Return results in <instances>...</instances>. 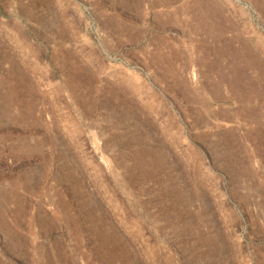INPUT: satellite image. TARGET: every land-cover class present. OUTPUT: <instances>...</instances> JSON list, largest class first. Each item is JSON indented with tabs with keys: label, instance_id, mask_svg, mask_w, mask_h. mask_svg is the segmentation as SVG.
<instances>
[{
	"label": "rangeland",
	"instance_id": "374dc122",
	"mask_svg": "<svg viewBox=\"0 0 264 264\" xmlns=\"http://www.w3.org/2000/svg\"><path fill=\"white\" fill-rule=\"evenodd\" d=\"M0 264H264V0H0Z\"/></svg>",
	"mask_w": 264,
	"mask_h": 264
}]
</instances>
